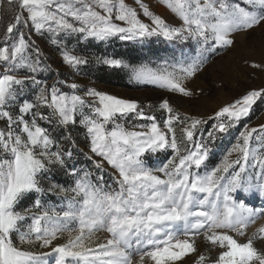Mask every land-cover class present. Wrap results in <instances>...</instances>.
Segmentation results:
<instances>
[{
  "label": "snow or ice",
  "instance_id": "snow-or-ice-1",
  "mask_svg": "<svg viewBox=\"0 0 264 264\" xmlns=\"http://www.w3.org/2000/svg\"><path fill=\"white\" fill-rule=\"evenodd\" d=\"M8 2L18 10L0 42V264H50V257L51 264H182L191 255L193 264H264V248L256 246L264 240V225L248 233L264 207L246 202L264 200V125H245L220 162L211 168L207 163L209 142L250 115L264 86L208 117L182 113L168 97L148 105V114L135 100L76 82L64 91V81L38 78L51 69L31 39L32 32L52 34L63 63L80 69L92 60L77 55L67 39L162 38L173 54L155 67L114 54L97 55L95 63L195 99L208 93L188 82L211 56L232 48L238 33L264 25V0H161L171 21L144 0H134L136 7L126 0ZM244 63L264 72V60ZM137 119L147 123L129 126ZM209 121L215 123L205 128ZM77 125L84 129L92 169L69 163L76 140L68 130ZM57 130L64 135H54ZM161 152L168 153L165 160L150 166ZM105 165L112 170L110 182ZM57 169L70 183L45 186ZM48 194L61 203L46 201Z\"/></svg>",
  "mask_w": 264,
  "mask_h": 264
},
{
  "label": "rangeland",
  "instance_id": "rangeland-1",
  "mask_svg": "<svg viewBox=\"0 0 264 264\" xmlns=\"http://www.w3.org/2000/svg\"><path fill=\"white\" fill-rule=\"evenodd\" d=\"M126 3L136 7L134 0H126ZM150 9L159 15H162L169 21L173 20V16L170 11L161 3V0H144ZM18 10L15 3L9 4L8 0H0V42L3 40L6 26L11 22L13 16ZM141 18L148 22L146 17L141 15ZM25 33H28L27 29H22ZM31 39L35 42L36 46L41 50L44 64L50 66V71H45L38 74V78L47 79L49 83L54 80L64 81V91H70L67 87L68 84L76 82L81 86V89L85 87H95L98 90L107 92L111 95H115L123 99H131L137 101L141 107H143L148 114H152L148 109V105H158L162 97H168L170 102L179 109L182 113H189L192 115L211 116L220 107L232 103L234 100L240 98L247 90L252 88H259L264 86V72L254 70L244 63V59L261 61L264 60V25L256 27L249 32H240L236 35V44L224 51H220L217 54L210 57L203 71H201L195 78L188 82V86L193 89L203 88L207 95L199 96L195 99H187L179 96L178 94H172L166 90L160 89L154 85L142 82H136L130 79L127 69L126 80L128 81L127 87H118L112 85H104L96 82L88 75L87 66H81L80 69H73L65 65L62 61L60 49L57 45L51 43L53 39L50 33H31ZM94 44L99 41L92 40ZM69 48L74 49L77 55H83L89 57L92 62L97 55L106 54L102 51H94L91 46H87L89 41L77 42L75 38L66 40ZM136 48L141 46L147 47L149 54L145 57V60L140 62H134L130 64H141L151 62V66L155 67L157 63L162 62L163 59H171L173 54V46L164 41L162 38L152 37L143 43L137 41H128ZM193 48L195 47L193 42H188ZM180 47L179 44L176 46ZM187 50V48H186ZM145 54V51H143ZM194 55V51L192 52ZM126 62V61H125ZM128 63V62H127ZM223 85V86H221ZM259 112L258 114H256ZM256 114V115H255ZM157 119H162L160 112H155ZM147 123L143 120H130L129 126L132 124ZM215 121H209L205 128H210ZM247 125L249 127H258L264 125V98L258 99L253 105L250 115L244 118L240 123L230 129V134H218L217 139L214 142H209L210 147L213 149L210 154V158L207 161L209 168L214 167L220 162L224 154L231 147L232 143L240 130ZM0 127H3V123L0 122ZM51 130V129H50ZM68 131L71 132L73 139L76 140V149L73 150V160L69 163H76L77 167H88L92 169V163L87 159L85 153H88V146L84 141V129L79 125L71 127ZM73 131H78V135L75 138ZM54 135L60 137L64 133L60 130L54 132ZM198 138V135H197ZM70 147V145H64ZM82 150V151H80ZM90 154V153H89ZM168 153L161 152L157 155H153L148 163L152 167L159 166L162 161L165 160ZM107 169L105 173V179L109 180L108 173L112 170L105 165ZM94 171V169H93ZM54 173L58 174L59 179H52L51 173L49 178L45 179L44 185L47 186L49 182L66 184L70 183V178L65 175L62 170H55ZM46 201L52 204L58 205L61 203L60 199L54 194H48L45 197ZM246 202H250L254 207H264V200L259 196L254 199L249 197ZM24 206H28L31 203L28 200L23 202ZM260 225H264V215H261L255 224L249 225L248 233L251 234ZM101 239L105 234H99ZM63 242V241H60ZM197 245L201 251H204L206 245L201 241H197ZM256 246L258 248H264V240H257ZM37 251H48V249H36ZM212 254H215L213 250ZM136 257L134 256L133 259ZM195 255L186 257L182 264H193ZM50 264L53 258L50 257Z\"/></svg>",
  "mask_w": 264,
  "mask_h": 264
},
{
  "label": "trees",
  "instance_id": "trees-1",
  "mask_svg": "<svg viewBox=\"0 0 264 264\" xmlns=\"http://www.w3.org/2000/svg\"><path fill=\"white\" fill-rule=\"evenodd\" d=\"M87 46H91L94 51H102L106 54H114L118 58L123 59L128 63L140 62L145 60L146 56L149 54L148 48L141 46L136 48L130 42L119 41L118 39H113L110 42H99L94 44L92 40H89ZM145 51V54L144 52ZM146 51H148L146 53ZM88 68V75L93 78L96 82L102 83L104 85H112L118 87H127L128 81L126 80L127 72L123 68H112L105 65L96 64L94 61L86 65ZM257 112L256 114H258ZM255 114V115H256ZM75 138L78 135V131H73ZM84 141L86 139L84 137ZM52 179H59L58 174L52 172ZM29 203H32V199H27Z\"/></svg>",
  "mask_w": 264,
  "mask_h": 264
}]
</instances>
